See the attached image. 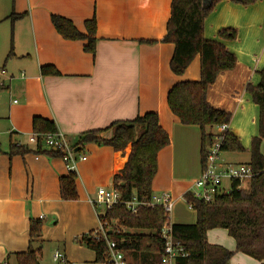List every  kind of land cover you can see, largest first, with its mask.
Wrapping results in <instances>:
<instances>
[{"label":"crops","instance_id":"obj_1","mask_svg":"<svg viewBox=\"0 0 264 264\" xmlns=\"http://www.w3.org/2000/svg\"><path fill=\"white\" fill-rule=\"evenodd\" d=\"M171 3L172 0H0V47L13 48L9 69L5 62L0 70V92H9L7 110L0 115V121L6 123L0 128V264L5 260L17 264L16 254L30 249V220L44 221V235L33 248L46 240L49 226L58 229L62 222H69L61 229L70 238L97 230L98 214L90 200L96 198L100 188H113V177L124 169L131 153V146L115 152L96 144L86 145L83 153L88 159L77 169L79 199L63 201L60 178L69 172L61 158L46 154L49 149L45 146L37 151L29 143L35 117L54 122L59 132L74 141L88 131L156 112L171 140L166 148L172 149L176 160H182L183 171L191 165L195 181L199 178L202 161L199 166L197 156H181L176 142H183L189 133L198 136L200 129L181 124L171 112L167 96L176 83L200 80V57L182 76L172 73L170 62L175 47L163 42ZM12 14L22 17L12 22ZM53 15L71 20L82 33H86L85 23L95 18V54L84 50V42L68 41L59 35L51 23ZM227 28L239 34L238 40L226 43L237 55L238 63L235 70L218 77L208 92V102L232 115L229 130L248 147L251 138L258 135L259 114L258 108L251 106L245 88L249 81L257 82L255 72L264 69V0L249 8L229 2L220 4L206 23V38L217 40L216 33ZM44 66L54 67L60 75L42 76ZM11 87L20 103L12 100ZM11 144L27 147L29 153L9 156ZM261 153L264 156V140ZM250 160L251 156L245 165ZM179 171L176 161L171 169L160 170L153 180L152 193H169L176 200L174 212L177 207L178 211L171 216L172 225H194L181 221L180 206L196 214L183 199L195 181L186 187L181 174L177 175ZM222 232L229 239L223 234L226 243H221ZM208 235L211 244L235 251V242L226 231L214 230ZM70 238L62 239L68 262L94 263L95 254L76 246ZM232 264L257 263L236 254Z\"/></svg>","mask_w":264,"mask_h":264},{"label":"trees","instance_id":"obj_2","mask_svg":"<svg viewBox=\"0 0 264 264\" xmlns=\"http://www.w3.org/2000/svg\"><path fill=\"white\" fill-rule=\"evenodd\" d=\"M263 0H172L171 15L167 24V35L163 42L174 45L175 50L170 69L176 76H182L196 57H200L201 78L199 81H185L174 84L167 96L171 112L185 126H196L202 133L201 161L207 146L214 136L213 128L230 126L232 115L216 109L208 102V92L218 77L236 69L238 57L231 52L226 43L238 40V32L232 28L216 33L217 40L206 38V23L224 2L249 8ZM22 15L12 14L14 22ZM51 23L59 35L68 41L84 42V50L95 54L97 43V24L95 18L85 23L86 33L80 32L73 22L61 16H51ZM13 55V48L9 57ZM42 76H58L52 66L41 68ZM258 81H249L245 93L252 107L258 108V135L252 137L250 145L245 146L233 131L226 133L223 152L249 153L248 164L254 177L249 181L248 190L239 181L233 182L231 190L217 198L213 203L195 199L186 193L184 199L191 204L197 215L194 225L173 224V235L185 246L188 258L178 259L176 264H232L236 254H241L257 264H264V156L261 145L264 140V69L255 72ZM56 124L50 120L35 117L33 133L48 135L57 133ZM74 149L83 153L88 144L111 148L115 152L125 151L131 146V153L125 168L113 177V188L119 191L124 201L134 196L140 202L152 198V184L158 173V154L170 145V137L160 125L159 115L149 112L132 121L114 122L106 129L91 130L69 141ZM37 146V151L42 150ZM29 149L11 144L9 156L25 155ZM47 155L62 157L61 152L49 150ZM77 174L69 172L60 178V194L63 201L79 199L76 187ZM125 183V186L122 184ZM101 219L113 227L107 239L114 241L130 260V264H162L164 242L161 230L169 225L170 219L162 207H141L133 215L123 205L106 211ZM116 222V224H114ZM44 221L30 220V249L16 254L17 264H40L41 249L32 245L42 237ZM224 230L234 240L236 249L231 251L223 246L211 244L208 233ZM95 254V264L106 261L107 241L94 232L74 240Z\"/></svg>","mask_w":264,"mask_h":264},{"label":"built area","instance_id":"obj_3","mask_svg":"<svg viewBox=\"0 0 264 264\" xmlns=\"http://www.w3.org/2000/svg\"><path fill=\"white\" fill-rule=\"evenodd\" d=\"M213 131L214 136L211 143L206 148L200 176L193 183L188 192L191 193L195 199L204 201L207 204H211L217 198L227 194L231 190L233 182L239 181L243 184L244 182L251 181L254 177V172L249 165L231 164L223 158L224 152L222 148L226 133L229 131V126H217L213 128ZM28 139L29 143L36 147L41 144L49 150L61 152V159L65 163L68 172L77 174L78 165L88 159L84 153H80L77 149H74L68 138L59 131L55 134L48 135L32 133ZM225 183H229L230 187H226ZM175 202L176 200L169 193H162L160 195L153 194L151 200L148 202H140L136 196L130 201H124L122 194L116 189L100 188L96 198L90 200V203L96 210L99 220V226L98 229L94 231V235L98 236L101 234L107 241L108 254L106 261L101 264H130L127 255L122 250L118 249L117 243L107 239V233L109 231L113 232V227L108 222L101 219V216H103L106 211L111 210L117 205H123L129 213L135 215L141 207L154 208L158 206L162 207L169 219H171ZM188 206L190 209L194 210L191 204H188ZM100 209L104 210L102 214L100 213ZM114 224H116V222H114ZM160 238L164 242L162 264H176L178 259L189 257L184 244L173 235L171 223L161 230ZM52 261L54 264H70L66 255L60 250H56L53 253ZM1 264H9V261L5 260Z\"/></svg>","mask_w":264,"mask_h":264},{"label":"rangeland","instance_id":"obj_4","mask_svg":"<svg viewBox=\"0 0 264 264\" xmlns=\"http://www.w3.org/2000/svg\"><path fill=\"white\" fill-rule=\"evenodd\" d=\"M11 48H12V46L11 47L8 46V48L6 46V49L4 50V48L2 46L0 47V70L3 68L5 62H7L6 67L9 69L8 64H9V54H10ZM14 53H15V51H14ZM16 67H18V65H16L15 68ZM9 84L10 83H8V85ZM13 85H14V83H13ZM11 89H12V87H11ZM12 91H13V95H14L15 94L14 88L12 89ZM8 94H9L8 90H3L0 92V115H4V113L7 110V107H8L7 105L9 103V95ZM12 100L13 101L15 100L17 103L21 102V99L19 98V96L17 94L12 97ZM4 124H6L5 121H0V128H1V126H4ZM201 145H202L201 130L198 131V136L192 135L191 133H189V137L187 139L183 138V142H176L178 153L181 156L185 157L186 159H190V158L192 159L195 156H197V163L199 164V166L201 164ZM167 148L163 149L158 154V173H157V176H158L160 170L162 172H164L167 168L171 169L173 167L175 161H176V167H180V171L177 173V175L181 174V178L183 179L182 181H185L186 187H188L187 185L191 186L192 183L196 179V175L191 173V165L188 168L184 169V171H183V169L181 168L182 160L179 157L176 160L175 153H173L172 149H167ZM174 157H175V160H173ZM223 158L225 160L230 161V162L236 163L237 161H239V162H243V164H246V163H248V161L250 159V155L248 153L237 154V153H225L224 152ZM184 161H186V160H184ZM225 186L230 187L229 183H225ZM242 188L244 190H248L249 182H244L242 184ZM180 208L183 210V213L180 212L181 216H183L181 221H184L187 224H196L197 215L194 212H187L186 208L183 204L180 206ZM103 211H104L103 209H100L101 214L103 213ZM177 211H178V207L176 208L175 212L173 211V215H172L173 217ZM51 220H52V218H50L49 221H51ZM68 225H69V222L68 223L62 222L61 227L59 225L58 229H55L58 226H49L48 232L46 233V236H45L46 240L42 244H39L38 246H34L33 249H36V250L41 249V251H42V258L40 259V264H53V261H52L53 253L56 250H60L63 252V250H62L63 246L62 245H64L63 243H65V240H62V239L63 238L67 239L70 237H66L62 233L64 231L61 228L62 227L66 228ZM97 227L98 226L96 225V229H97ZM94 231L95 230H93L91 232H94ZM91 232H88L86 234H89ZM219 234L221 236V241H222L221 243H226L222 239L223 234H224V236H226V234L224 232L219 233ZM43 235H44V232L42 230V236ZM83 235H85V234H83ZM83 235H80L76 238H79ZM76 238H70L71 242H73L75 244L74 240ZM208 238H209V235H208ZM226 239H227V236H226ZM227 240H229V239H227ZM75 245L79 246V247H83L81 245H77V244H75ZM83 248H85V247H83ZM87 254H89V252H87ZM13 264H15V262H13ZM92 264H94V263H92Z\"/></svg>","mask_w":264,"mask_h":264},{"label":"water","instance_id":"obj_5","mask_svg":"<svg viewBox=\"0 0 264 264\" xmlns=\"http://www.w3.org/2000/svg\"><path fill=\"white\" fill-rule=\"evenodd\" d=\"M127 162H128V161H127ZM126 164H127V163H126ZM124 168H125V167H124ZM122 186H125V183H123ZM52 223H54V218H53V220H52ZM112 233H113L112 231H109V232H108L109 235L112 234Z\"/></svg>","mask_w":264,"mask_h":264}]
</instances>
